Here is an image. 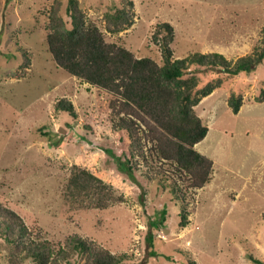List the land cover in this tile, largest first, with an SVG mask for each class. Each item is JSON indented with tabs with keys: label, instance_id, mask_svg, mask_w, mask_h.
<instances>
[{
	"label": "rangeland",
	"instance_id": "1",
	"mask_svg": "<svg viewBox=\"0 0 264 264\" xmlns=\"http://www.w3.org/2000/svg\"><path fill=\"white\" fill-rule=\"evenodd\" d=\"M132 3V24L110 32L104 15L123 1L78 0L106 40L159 64L152 34L165 21L174 28L173 58L218 51L234 60L264 46V0ZM67 5L0 0V202L22 218L30 236L48 241L54 256L66 252L55 264H84L76 238L122 255L119 264H264V100H256L264 87V58L248 73L198 66L199 87L219 80L194 106L208 126L195 148L213 159L212 173L200 188H185L179 180L183 196L175 199L165 175L172 168L168 162L150 159L151 167L138 160L131 172L122 167L129 140L112 127V94L68 73L48 51L51 14L56 10L70 26ZM232 93L242 97L236 113L228 104ZM62 98L72 102L75 115L56 108ZM74 164L110 185L116 201L101 207L71 196ZM11 250L0 236V264H7Z\"/></svg>",
	"mask_w": 264,
	"mask_h": 264
},
{
	"label": "trees",
	"instance_id": "2",
	"mask_svg": "<svg viewBox=\"0 0 264 264\" xmlns=\"http://www.w3.org/2000/svg\"><path fill=\"white\" fill-rule=\"evenodd\" d=\"M122 1V6L104 15L106 29L110 32L127 28L134 21L132 0ZM67 8L70 26L56 10L51 14L46 33L47 49L56 64L68 73L112 94L109 100L112 127L123 130L129 140V156L122 167L131 172L138 160H144L151 167L150 159L168 162L172 168L169 175L164 174L170 177L167 185L175 199L183 196L179 180L185 183V188H200L209 182L213 159L195 148L206 135L208 126L194 106L219 85V80L199 87L195 72L198 66H206L227 74L248 73L264 58V46L234 60L218 51H196L173 58L170 43L174 28L165 21L158 23L152 34L162 54L163 62L159 64L150 56L138 57L124 45L106 40L99 26L85 17L78 0H68ZM256 100H264V87ZM241 103L240 94L230 95L228 104L234 113ZM56 108L75 115L74 105L66 98L58 100ZM84 126L90 127L86 122ZM68 189L71 196H84L96 206H106L117 199L110 185L87 168L75 164ZM165 212L163 208L161 219ZM179 214L181 224H185L187 213L184 208ZM30 235L22 218L0 202V236L12 247L7 264H21L24 260H30L32 264H55L59 259H65L63 249L54 256L48 241ZM73 242L84 255V264L122 263V255L112 253L94 241L76 238ZM189 264L198 263L192 259Z\"/></svg>",
	"mask_w": 264,
	"mask_h": 264
}]
</instances>
